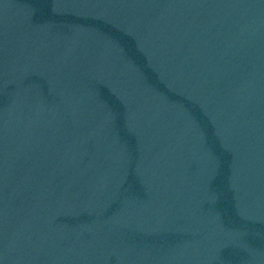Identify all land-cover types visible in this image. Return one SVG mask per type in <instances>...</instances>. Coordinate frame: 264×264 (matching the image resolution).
Segmentation results:
<instances>
[{
  "label": "water",
  "instance_id": "1",
  "mask_svg": "<svg viewBox=\"0 0 264 264\" xmlns=\"http://www.w3.org/2000/svg\"><path fill=\"white\" fill-rule=\"evenodd\" d=\"M0 264H264V0H0Z\"/></svg>",
  "mask_w": 264,
  "mask_h": 264
}]
</instances>
